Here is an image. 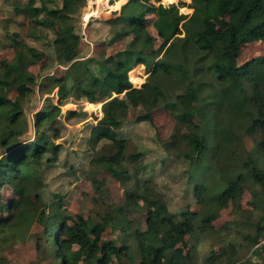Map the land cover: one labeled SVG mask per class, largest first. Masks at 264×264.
I'll list each match as a JSON object with an SVG mask.
<instances>
[{"label": "trees", "instance_id": "obj_1", "mask_svg": "<svg viewBox=\"0 0 264 264\" xmlns=\"http://www.w3.org/2000/svg\"><path fill=\"white\" fill-rule=\"evenodd\" d=\"M40 1L36 5L35 0H28L23 5L26 8L17 7L15 13L29 17L34 32L42 28L54 34L47 47L53 66L62 72L50 73L41 87L46 89L42 92L45 96L56 90L57 103L51 100L36 115L33 137L21 141L19 137L28 131L25 100L36 85V77L27 71L33 61L18 57L2 64L0 124H7L8 130L0 132V227L9 217L8 210L15 208L21 216L37 207L39 201L42 217L59 219L51 225L49 232H55L49 242L61 264H120L126 258L127 245L102 240L105 219L90 226L82 216L72 219L64 213L45 214L40 195L33 201L27 185L43 162L52 161L46 155L55 159L61 150L54 140L59 135L54 125L61 107L72 101L102 104V117H96L89 142L93 149L101 141L110 142V151L104 161L96 158L92 162L103 163L101 168L117 180L126 183L131 179L121 167L127 141L117 139L116 131L127 111L120 95L132 89L130 83L136 85L131 79L139 81L137 75L142 70L137 67L143 66L147 74L141 86L145 97L158 91L164 95V108L174 120L180 121L185 112L194 113L199 120L187 129L184 140L196 150L187 178L191 197L200 209L171 213L153 184L139 181L146 169L139 163L140 154L128 155V161L138 165L133 174L137 183L133 190L125 188V195L146 206V230L132 234L137 264H192L185 237L197 229L211 230L219 211L237 205L244 191L249 193L252 207L263 213L254 234L246 236L255 247L253 252L261 251L257 245L264 235V166H259L255 154L264 155V56L241 61V50L250 43L264 42V0H191L190 17L160 0H128L111 18L88 22L87 27L99 36L93 39L94 45L100 47L90 56L84 54L82 36L75 31V15L82 0H59L54 7ZM178 5L185 7L184 3ZM147 16L153 17L152 26L162 39L158 46L147 29ZM214 19L221 20L220 31L211 27ZM32 37L40 38L34 33ZM126 39L122 50L107 53L109 47ZM26 50L34 60L42 56L35 48L26 46ZM163 84H174L183 92L169 97L162 90ZM9 90L16 92L15 99L9 98ZM81 112L68 111L66 118L85 114ZM136 121L152 123L153 119L143 115ZM245 135L254 138V154L243 147ZM2 190L10 191L13 197L7 203ZM74 246L78 249L75 252Z\"/></svg>", "mask_w": 264, "mask_h": 264}, {"label": "rangeland", "instance_id": "obj_2", "mask_svg": "<svg viewBox=\"0 0 264 264\" xmlns=\"http://www.w3.org/2000/svg\"><path fill=\"white\" fill-rule=\"evenodd\" d=\"M27 1L0 0V74L3 63L22 57L26 62L33 61V64L27 66V71L36 77L33 93L25 100L24 114L28 131L19 137L21 141L33 137L36 115L45 110L51 100L57 103V91L45 96L42 92L46 89L41 87V83H45L44 79L50 73L60 75L62 72L53 66L47 47L54 38L53 32L42 28L34 32L30 18L15 13L17 7L25 9L23 5ZM44 1L49 7L60 4L59 0ZM160 1L165 6L175 7L187 17L193 13L190 8L191 0ZM40 2L35 0L34 4L40 5ZM127 2L128 0H82V7L75 15V31L82 36L85 55L90 56L100 49L93 42L99 36L97 32L84 26L86 21L88 24L94 20H107L112 17L114 9L119 11ZM179 3H184L185 7H180ZM86 17L87 20H84ZM151 19L147 29L156 38L155 45L158 46L162 39L153 28ZM220 22V19H214L210 25L215 31H220ZM32 33L40 38L34 39ZM126 41L127 39L109 47L107 53L113 54L122 50ZM26 46L35 48L42 54L40 59L34 60ZM263 56V41L250 43L241 50V61ZM137 68L142 70L137 75L139 81L131 79L136 85L130 83L132 89L120 95L126 101L127 111L122 115V125L116 131L117 139L127 141L121 167L131 175V179L126 183L117 180L101 168L103 163L98 160L96 163L92 162L96 158L104 161L110 151V142L101 141L94 149L89 142L90 129L96 124V117H102V104L72 101L61 107V115L54 125V129L59 131L57 139L54 140L61 145V150L55 159L51 154L46 155L52 161L43 162L27 185L33 201L37 194L40 195L46 206L45 214L64 213L72 219L82 216L90 226L105 219L102 240L111 241L117 246L122 243L128 246L127 256L120 264L138 263L136 242L132 239V234L146 230V206L141 201H130L125 195V188L133 190L137 183L133 174L138 165L128 161V155L140 154L139 163L146 169L139 175V181L151 182L171 213H181L186 209L196 212L200 209L191 197L187 178L189 162L195 159L196 150L184 140L187 129L199 124V120L194 113L189 112L183 113L180 121L174 120L164 108V95L158 91L149 94L148 98L145 97L141 86L147 74L144 67ZM162 90L172 98L183 92L181 87L174 84H163ZM7 94L10 99L16 97L14 90H9ZM203 94H207V89ZM68 111H84L85 114L67 119ZM143 115H151L153 122H137L136 119ZM6 130L7 124H0V132ZM47 134L52 138L51 131ZM253 139L250 135L243 138V147L252 154L255 153ZM255 155L259 166L263 167L264 155ZM1 194L5 203L13 198L8 190H2ZM250 203L251 197L244 191L237 205L231 204L219 211L211 230L201 232L197 229L192 235L185 237L186 250H190L193 255L192 264H264V245L260 247L261 251L254 253L255 247L246 239L248 234H254L256 223L263 217V213L254 209ZM41 210L39 201L37 207L21 216L15 212V208L8 210L9 217L0 227V264H61V259L54 255L53 246L49 242L55 232L54 229L49 232L51 225L59 222V219L49 221L41 216ZM77 250L75 246L72 249L73 252Z\"/></svg>", "mask_w": 264, "mask_h": 264}, {"label": "built area", "instance_id": "obj_3", "mask_svg": "<svg viewBox=\"0 0 264 264\" xmlns=\"http://www.w3.org/2000/svg\"><path fill=\"white\" fill-rule=\"evenodd\" d=\"M263 245H264V240L261 239L257 246H263Z\"/></svg>", "mask_w": 264, "mask_h": 264}, {"label": "crops", "instance_id": "obj_4", "mask_svg": "<svg viewBox=\"0 0 264 264\" xmlns=\"http://www.w3.org/2000/svg\"><path fill=\"white\" fill-rule=\"evenodd\" d=\"M116 9H114V11L113 12H119V11H115ZM88 17V16H87ZM87 17H86V19H84V20H87ZM87 21H86V23H85V25L84 26H86L87 27ZM139 67H142L143 68V66H139Z\"/></svg>", "mask_w": 264, "mask_h": 264}, {"label": "bare ground", "instance_id": "obj_5", "mask_svg": "<svg viewBox=\"0 0 264 264\" xmlns=\"http://www.w3.org/2000/svg\"><path fill=\"white\" fill-rule=\"evenodd\" d=\"M102 1V0H101ZM104 1V0H103Z\"/></svg>", "mask_w": 264, "mask_h": 264}]
</instances>
